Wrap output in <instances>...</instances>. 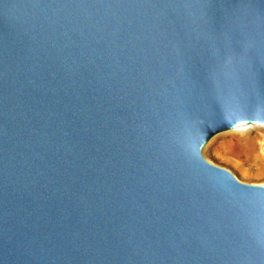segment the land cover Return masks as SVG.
Listing matches in <instances>:
<instances>
[{"label":"water","instance_id":"water-1","mask_svg":"<svg viewBox=\"0 0 264 264\" xmlns=\"http://www.w3.org/2000/svg\"><path fill=\"white\" fill-rule=\"evenodd\" d=\"M246 125L264 0H0V264H264Z\"/></svg>","mask_w":264,"mask_h":264},{"label":"rangeland","instance_id":"rangeland-1","mask_svg":"<svg viewBox=\"0 0 264 264\" xmlns=\"http://www.w3.org/2000/svg\"><path fill=\"white\" fill-rule=\"evenodd\" d=\"M250 126L249 133L241 128L214 136L203 147L202 155L240 182L264 184V127Z\"/></svg>","mask_w":264,"mask_h":264},{"label":"bare ground","instance_id":"bare-ground-1","mask_svg":"<svg viewBox=\"0 0 264 264\" xmlns=\"http://www.w3.org/2000/svg\"><path fill=\"white\" fill-rule=\"evenodd\" d=\"M242 128V129H241ZM239 129H241V130H243V132H245V133H249L250 131H251V126L250 125H246V126H242V127H240V128H238V129H235V130H229V131H236L237 132V130L239 131ZM227 132V131H226ZM262 152H264V148H263V151ZM245 170V169H244ZM245 172V171H244Z\"/></svg>","mask_w":264,"mask_h":264}]
</instances>
